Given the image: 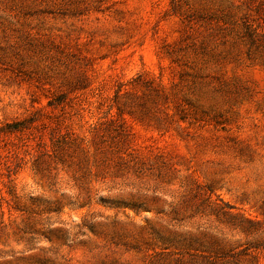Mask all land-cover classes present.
I'll list each match as a JSON object with an SVG mask.
<instances>
[{"label": "rangeland", "instance_id": "374dc122", "mask_svg": "<svg viewBox=\"0 0 264 264\" xmlns=\"http://www.w3.org/2000/svg\"><path fill=\"white\" fill-rule=\"evenodd\" d=\"M0 264H264V0H0Z\"/></svg>", "mask_w": 264, "mask_h": 264}]
</instances>
